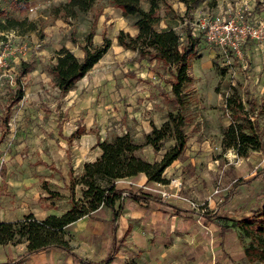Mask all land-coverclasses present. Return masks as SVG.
<instances>
[{"label":"rangeland","instance_id":"rangeland-1","mask_svg":"<svg viewBox=\"0 0 264 264\" xmlns=\"http://www.w3.org/2000/svg\"><path fill=\"white\" fill-rule=\"evenodd\" d=\"M66 1L34 0L23 7L21 4L15 5L14 0H0V9L3 11L0 22L14 19L20 23L13 28L0 30V41H9L17 53L9 58L12 78L5 79L0 85V156L6 153L14 157L22 153V160L41 162V159H44L51 162L50 167L55 164L64 166L66 158L68 162L70 158L74 159L75 154L72 151L76 142L71 140L72 151H69L66 141L60 139L63 138L62 134H59L58 138L49 129L50 114L60 107L58 100L66 94H61L55 86L50 69L56 61L57 52L62 48L68 49L81 59L83 56L80 55H84V45L91 49L101 47L106 37L95 36L98 19L104 12L116 17L123 14L110 0H95L89 10H75L73 14H67L61 6ZM235 1L237 0H228V3L221 4L220 9H215V6H210L209 0H206L195 8L211 13H223L226 5ZM169 4L171 8L167 10L163 6L160 7V18L154 27L156 30L172 27L184 40L187 29L183 27V20L189 12L185 13L184 6L180 7L179 4ZM251 4L255 12L251 16L255 21L261 20L264 16V0H251ZM123 18L127 27L133 25L132 18ZM118 31L109 27L108 37L116 38ZM91 32L93 34L87 38ZM196 38L198 44L195 54L189 59L188 74L191 81L182 87L180 107L172 100L173 94L169 85L171 76L167 70V87L164 89L166 92L162 93L166 112L159 127L167 121L169 130L157 142L156 148L145 143V135L151 130L132 139L142 145L136 152L137 156L149 162L159 161L163 153L175 144L173 119L178 115L182 116L185 147L180 156L174 159V164L167 167V182L164 184H167L166 190L169 193L175 190L171 195L177 194L197 203L198 207H189L201 213L205 212L207 202L212 201L219 191L227 192L237 179L245 181L254 171H261L259 167L264 164V43L248 41L242 57L236 58L201 37ZM22 44L29 47L27 51H18ZM104 54L101 56L105 57L104 66L116 65V76L124 73L129 76L130 63L124 65V62H116V54ZM148 61L150 60L142 62L144 64ZM140 62L137 61L138 64ZM149 63H152L149 67L159 71L166 67L158 61ZM144 65L146 67V64ZM97 71L100 72V69ZM18 88L22 91L21 100L13 102ZM27 95L29 99L26 100ZM246 97L255 101L252 111H249L245 103ZM236 101L241 102V110L237 108ZM24 112H27L25 119L20 118ZM56 115L63 122L62 114ZM243 116L257 122V135L262 147L248 148L246 154L240 156L235 150L228 152L231 148L223 146L222 132L231 123H242L240 119ZM36 129L38 132H35ZM245 132H248V129H245ZM79 169L80 171L72 170L69 174L66 201L69 207L72 198L79 205H88V198L83 196L85 186L80 182L83 165ZM109 182L106 179L97 180L101 187L108 186ZM215 189L216 194L207 201ZM187 203L189 205V202ZM198 219L197 222L202 225L200 215ZM262 222L263 219L257 217L252 220L251 227L258 229ZM231 229L236 237L235 244L229 247L231 251L239 253L244 251L246 246L252 245L239 227L231 224ZM260 255L261 258L253 263L241 259L237 264H264V251Z\"/></svg>","mask_w":264,"mask_h":264},{"label":"crops","instance_id":"crops-1","mask_svg":"<svg viewBox=\"0 0 264 264\" xmlns=\"http://www.w3.org/2000/svg\"><path fill=\"white\" fill-rule=\"evenodd\" d=\"M223 2L228 3V0H216L215 9H220ZM174 3L183 6L179 2ZM248 3L250 15L254 14L251 0ZM109 27L123 30L131 36L137 34V28L134 25L127 27L122 15L116 17L106 12L97 22L95 36L110 40L104 56L116 54V62L130 63L129 76L125 73L116 76V65L104 66L105 57H100L58 100L60 107L50 114L49 129L57 137L62 134L60 139L66 141L69 151L71 140L76 142L75 149L71 150L75 154L74 159L70 158L68 162L66 158L64 166L55 164L50 167L51 162L44 159L41 162H26L22 160V153L14 157L1 154L0 159L4 160H0V221L20 220L27 214H32L37 220L50 215L60 216L69 209L66 202L69 174L72 170L80 171L78 168L84 163L100 156L99 141L125 133L136 138L148 133L152 126L159 128L166 112L162 93L167 87V67L162 71L149 67L152 66L149 62L154 64L156 60L119 45L116 38L108 37ZM148 59L150 61L144 63L145 67L142 61ZM137 61L141 62L138 64ZM25 99H29L28 95ZM26 113L20 118L25 119ZM56 114H62L63 122ZM259 169L261 171L251 173L237 187V193L230 200H224L228 191H219L212 201L207 202L204 209L210 217L202 219V225L197 222L201 213L173 195L161 198L147 193L156 196L159 201H135L123 194L113 206L115 211L119 210L116 219L117 252L110 264H215L216 260V264H236L246 259L243 251L236 253L229 248L236 242L230 225L251 216L252 211L264 202V164ZM163 177L167 178V168ZM128 179L139 184L154 183L147 181L143 173ZM162 185L167 188V184ZM116 187L129 191L136 189L122 183H117ZM112 218V209L102 206L65 225L63 239L73 254H67L61 247L51 246L12 264L98 263L111 246ZM26 245L25 240L0 244V263L13 261L25 252ZM229 256L236 262H231Z\"/></svg>","mask_w":264,"mask_h":264},{"label":"trees","instance_id":"trees-1","mask_svg":"<svg viewBox=\"0 0 264 264\" xmlns=\"http://www.w3.org/2000/svg\"><path fill=\"white\" fill-rule=\"evenodd\" d=\"M203 1L205 0H110L113 6L121 10L123 16L133 19V25L137 28L135 36L119 30L116 36L117 43L125 48L137 50L142 55L146 54L149 56V59H155L167 67L171 76L169 85L173 94L172 100L179 107L182 105V87L191 81V77L188 74L189 59L195 54L198 39L193 38L188 30L185 34V39L182 40L174 28L168 27L156 30L154 26L159 21V9L161 6L167 10L171 8L170 2H179L183 4L185 13H187L195 9ZM30 2L31 0H14L15 5L21 4L23 7L28 6ZM94 2L95 0H67L61 6L64 13L73 14L75 10H89ZM208 4L215 6L216 0H209ZM2 12L0 9V15H2ZM16 25H20V23L14 19H7L5 22H0V30H7ZM92 34L91 32L87 38H90ZM109 45L110 40L108 38H105L102 46L98 48L91 49L88 45H84L82 47L84 55L81 59H78L66 48L60 49L57 52L56 61L50 69L55 86L59 92L65 94L71 90L76 81L83 77L106 52ZM21 96V88H18L13 102H18ZM245 103L249 111H252L255 104L254 99L246 97ZM236 106L240 110L243 108L240 101L237 102ZM235 114L238 113L235 112ZM240 120L242 123H231L224 128L222 132V144L225 148H231L238 155L243 156L246 154L248 148L261 149L262 143L257 135V122L254 119L250 120L246 116H243ZM173 122L175 144L163 153L159 161L149 162L137 156L136 152L142 145L134 142L128 133L115 135L109 140L104 139L99 141L97 146L101 150L100 156L92 162L83 164V174L80 178V182L85 186L83 196L89 200L87 206L79 205L72 198L70 200L71 207L60 216L50 215L42 220H37L32 214H27L20 220L0 221V244H15L22 240L27 242L26 250L23 254L13 261L0 264L21 262L36 251L51 246L61 247L67 251V254H73L67 242L63 239V227L85 214L94 212L102 206L112 209L111 246L100 262H87V264H110L117 252L116 219L119 210L115 211L113 209L115 202L123 194H126L135 201H145L148 199L159 201L156 196L147 195V193L139 189H131L129 191L117 188L115 180L131 178L139 173H143L147 181L166 183L167 179L163 177V172L174 159L180 156L186 143L182 129V116L178 115L173 119ZM245 129H248V132H245ZM167 130H169L167 121L159 128L152 126L151 131L145 135V143L156 148L157 142L165 136ZM98 179H106L110 182L108 186L101 187L97 183ZM243 182V179H237L225 194L224 200H230L237 193V186ZM200 217L205 220L210 215L202 212ZM257 217H261L263 222L258 229H253L251 223ZM233 224L239 227L243 235L248 237L252 243V245L244 248V257L250 262L259 260L261 252L264 251V202L258 209L252 211L251 216L236 220ZM77 258L83 260L80 257ZM228 259L231 262H236L231 256ZM83 261L86 262L85 260ZM217 262L216 260L215 264Z\"/></svg>","mask_w":264,"mask_h":264},{"label":"built area","instance_id":"built-area-1","mask_svg":"<svg viewBox=\"0 0 264 264\" xmlns=\"http://www.w3.org/2000/svg\"><path fill=\"white\" fill-rule=\"evenodd\" d=\"M183 27L190 32L192 37H201L207 43L222 49L225 53L234 55L236 58L242 57L248 41L264 43V16L261 20L255 21L250 15L248 0H237L233 4H228L223 13L221 11L211 13L205 9L195 8L183 20ZM28 48L26 44H22L18 51L25 52ZM16 54L9 41H0V85L5 79L12 78L9 58ZM231 151L233 150L228 149V152ZM117 183L158 195L161 198L171 196V193L164 189V185L159 182L147 185L135 183L128 178H121L115 180V184ZM216 192V189L213 190L206 200L212 199ZM174 197L189 202V206L192 208L198 207L197 203L188 201L177 194Z\"/></svg>","mask_w":264,"mask_h":264}]
</instances>
